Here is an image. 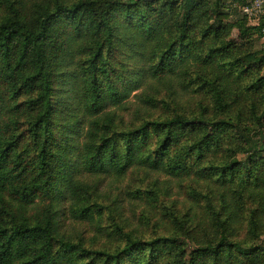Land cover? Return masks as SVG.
<instances>
[{
  "label": "trees",
  "instance_id": "trees-1",
  "mask_svg": "<svg viewBox=\"0 0 264 264\" xmlns=\"http://www.w3.org/2000/svg\"><path fill=\"white\" fill-rule=\"evenodd\" d=\"M248 3L0 0V264H264Z\"/></svg>",
  "mask_w": 264,
  "mask_h": 264
},
{
  "label": "built area",
  "instance_id": "built-area-1",
  "mask_svg": "<svg viewBox=\"0 0 264 264\" xmlns=\"http://www.w3.org/2000/svg\"><path fill=\"white\" fill-rule=\"evenodd\" d=\"M241 10L264 35V0H250L247 5L241 7Z\"/></svg>",
  "mask_w": 264,
  "mask_h": 264
},
{
  "label": "rangeland",
  "instance_id": "rangeland-1",
  "mask_svg": "<svg viewBox=\"0 0 264 264\" xmlns=\"http://www.w3.org/2000/svg\"><path fill=\"white\" fill-rule=\"evenodd\" d=\"M239 11H240L241 13H243L240 7H239ZM254 45H255V49H256V50H258V51H264V38L261 39V40H256L255 43H254ZM132 66H136V63L134 62V63L132 64ZM137 92H139V90L136 91L135 93H137ZM131 100H132V101L135 100L134 94L132 95ZM121 113H123L124 116H126L125 119H126L127 122L131 119V114H130V112H125V111H123V112H121ZM124 126H125V125H124ZM263 154H264V151H263ZM90 178H92V176H90ZM111 182H112V181L109 180V179H107V178L104 180V184L106 185V187L110 186V183H111ZM258 245H259L260 247H264V238H262V239H260V241H258Z\"/></svg>",
  "mask_w": 264,
  "mask_h": 264
},
{
  "label": "crops",
  "instance_id": "crops-1",
  "mask_svg": "<svg viewBox=\"0 0 264 264\" xmlns=\"http://www.w3.org/2000/svg\"><path fill=\"white\" fill-rule=\"evenodd\" d=\"M248 1H250V0H248ZM240 8H241V7H240ZM250 23H251V22H250ZM251 25H253V24L251 23ZM253 26L256 27V30H257V34H256L257 40H261V39H263V38H264V35L261 33L259 27H258V26H255V25H253ZM258 35H259V36H258Z\"/></svg>",
  "mask_w": 264,
  "mask_h": 264
},
{
  "label": "water",
  "instance_id": "water-1",
  "mask_svg": "<svg viewBox=\"0 0 264 264\" xmlns=\"http://www.w3.org/2000/svg\"><path fill=\"white\" fill-rule=\"evenodd\" d=\"M147 1H153V0H147Z\"/></svg>",
  "mask_w": 264,
  "mask_h": 264
}]
</instances>
